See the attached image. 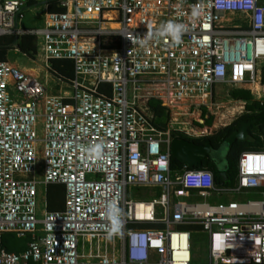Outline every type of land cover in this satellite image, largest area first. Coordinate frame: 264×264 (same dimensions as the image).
<instances>
[{"label":"built area","instance_id":"obj_1","mask_svg":"<svg viewBox=\"0 0 264 264\" xmlns=\"http://www.w3.org/2000/svg\"><path fill=\"white\" fill-rule=\"evenodd\" d=\"M29 1L60 10L20 28ZM170 22L185 27L179 41ZM23 34L46 71L0 59V264H200L194 233L205 264H264V144L239 155L235 184H217L209 168L171 164L172 132L204 134L172 117L157 128L147 104L180 115L209 106L219 85L261 99L264 0H0V36ZM52 59L70 60L73 76ZM48 78L69 90L52 94ZM48 184L64 186L62 210L39 201ZM6 233L29 236L26 248L6 250Z\"/></svg>","mask_w":264,"mask_h":264},{"label":"trees","instance_id":"obj_2","mask_svg":"<svg viewBox=\"0 0 264 264\" xmlns=\"http://www.w3.org/2000/svg\"><path fill=\"white\" fill-rule=\"evenodd\" d=\"M34 1H29L28 3H33ZM49 11L60 10L55 6L54 2L49 3ZM15 41V36L4 35L0 36V59L6 60L7 50L12 48V44ZM17 49L25 54L26 56L33 58L36 54V39L35 36L31 34H23L18 37L15 42ZM52 68L61 76L66 78H71L73 76L72 62L67 59H52ZM262 81L264 83V74ZM105 91H109V85H104ZM231 96L235 99L245 100L247 102L251 99V93L247 89L236 88L231 91ZM68 101V100H66ZM149 111L153 114L154 124L159 129H165L169 121V110L167 107L163 106L160 100L150 99L148 101ZM246 112L237 116L230 124L222 127L221 129L215 131L214 133L202 136L199 138L188 137L180 132H172L174 137H183L188 140L194 141L199 144L205 143L209 140L215 148L220 147L221 142L227 138L233 131L239 129L246 122L251 120H257L249 128V137L245 142L235 141L230 147L225 159L229 164V172L227 180H224L216 171L215 165L209 160H206L202 167L209 168L213 171L214 180L217 184L223 185H233L237 179V160L239 155L246 150H256L263 146L264 144V102L259 100H253L251 103H247ZM210 117L207 122H211ZM171 164L173 167L182 166L181 163L171 158ZM141 194V193H140ZM139 194V195H140ZM156 194H159V190L156 189ZM65 201V189L62 184H48L46 186V208L50 211L62 210L64 208ZM140 226L147 227H161L160 223H152ZM181 230L198 231L201 229L199 225H179L177 227ZM29 240V236L26 238H17L14 234L6 233L3 236V246L8 251H23L26 248V243Z\"/></svg>","mask_w":264,"mask_h":264},{"label":"rangeland","instance_id":"obj_3","mask_svg":"<svg viewBox=\"0 0 264 264\" xmlns=\"http://www.w3.org/2000/svg\"><path fill=\"white\" fill-rule=\"evenodd\" d=\"M37 12H41V10H37ZM29 14V13H28ZM27 14V15H28ZM24 17V12H22L20 18ZM29 23L31 24H38L40 22V13L37 15V13H32L29 17H26ZM238 20V19H237ZM21 56V55H19ZM25 60V64L22 69H24L28 73H34L36 72L38 74L39 78H43L45 76L46 68L44 67L43 58L40 53H36L33 58H30L28 56L22 57ZM48 89L52 94H57L58 90H66L68 91L69 88L65 84H57L54 83L51 78H48ZM224 85H219L215 87L216 93H213L211 104L209 106H191L189 107V110L186 108H183L181 110H178V112H181L180 115H176V109H169V116L170 118H176L179 122H184L192 127H194L195 130H197L199 133L204 134V136L210 135L214 133L215 131L221 129L223 125L230 124L237 116L242 114V112H245V104L244 101L240 99H235L231 96V91L233 89H236L235 87H228ZM222 87V89H220ZM247 89L251 93V99L249 103H251L253 100H258L257 96L253 94L251 89L249 88H242ZM261 99L260 101L264 102V89L261 90ZM196 107V108H195ZM185 111V112H184ZM187 111V112H186ZM174 113V114H173ZM211 118V122L208 123L207 120ZM199 119L200 121H197ZM214 124V125H213ZM177 127L183 128V125H176ZM218 158L223 159L225 155L224 148L220 147L218 150L214 153ZM41 157V153H40ZM222 164V163H221ZM39 201L42 203L46 201V187L44 185H39ZM140 194V193H138ZM150 192H143L140 194L141 197H150ZM231 200H239V196L233 195ZM222 202H225L227 200H219ZM192 249L194 253V257L196 259V263L205 264L206 262V238L205 235L202 233H194L192 235Z\"/></svg>","mask_w":264,"mask_h":264},{"label":"water","instance_id":"obj_4","mask_svg":"<svg viewBox=\"0 0 264 264\" xmlns=\"http://www.w3.org/2000/svg\"><path fill=\"white\" fill-rule=\"evenodd\" d=\"M17 39V37H15ZM257 120H251L242 125L239 129L233 131L225 138L220 147L224 148L225 155L223 159L218 158L214 153L220 147L215 148L212 143L207 140L203 144L196 143L183 137H174L170 145L171 157L187 167H202L206 160L215 165L217 173L227 180L229 172V164L225 157L235 141L245 142L249 137V128ZM222 163V164H221Z\"/></svg>","mask_w":264,"mask_h":264},{"label":"crops","instance_id":"obj_5","mask_svg":"<svg viewBox=\"0 0 264 264\" xmlns=\"http://www.w3.org/2000/svg\"><path fill=\"white\" fill-rule=\"evenodd\" d=\"M48 8H49V6L47 7L44 4V2H41V1L40 2H33L31 4L28 3L27 4V7L23 10L24 17L23 18H20L19 21H18V27H20V28H41L44 25V22H45V13L48 10ZM39 9L41 10V12H37V10H39ZM32 13H37V15H39V13H40V22L38 24H31L28 21H25V20H27L26 17H28V15L30 17V15ZM17 39H18V37H17ZM17 39L15 38L14 43L11 45L12 48H10V49L7 50L6 60L9 61L12 64L18 66V67H23L24 64H25V60L22 57H26V55L23 54L22 52H20L17 49V47L15 45V42H16ZM19 55H21V56H19ZM30 74H32V75H38L36 72L34 73V71H32V73H30ZM224 86H227V85H224ZM255 87H256V85H254V88ZM220 89H222V87H220ZM260 89H264V83H263V81L261 82ZM216 94H217V92H216ZM242 101H244L243 103L245 104V106H246L247 103H249V102H247L245 100H242ZM245 106H244V108H245ZM245 112H246V108H245ZM242 113H244V112H242ZM224 126H226V125H223V127Z\"/></svg>","mask_w":264,"mask_h":264},{"label":"clouds","instance_id":"obj_6","mask_svg":"<svg viewBox=\"0 0 264 264\" xmlns=\"http://www.w3.org/2000/svg\"><path fill=\"white\" fill-rule=\"evenodd\" d=\"M185 30L184 25L182 24H176V23H168L164 26V31L172 36L173 38H175L177 41H179L181 33ZM122 225L119 221V218L117 217V221L115 224L112 225L110 231H109V235H114L116 233H118L121 229Z\"/></svg>","mask_w":264,"mask_h":264}]
</instances>
